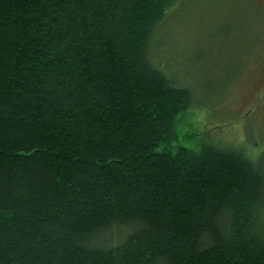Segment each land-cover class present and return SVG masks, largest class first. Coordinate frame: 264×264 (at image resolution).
<instances>
[{"label":"trees","instance_id":"trees-1","mask_svg":"<svg viewBox=\"0 0 264 264\" xmlns=\"http://www.w3.org/2000/svg\"><path fill=\"white\" fill-rule=\"evenodd\" d=\"M176 1L0 0V264H264V151L162 148Z\"/></svg>","mask_w":264,"mask_h":264},{"label":"rangeland","instance_id":"rangeland-1","mask_svg":"<svg viewBox=\"0 0 264 264\" xmlns=\"http://www.w3.org/2000/svg\"><path fill=\"white\" fill-rule=\"evenodd\" d=\"M176 2L162 37L169 68L180 84L195 83L199 103L208 88L212 94L204 107L179 116L177 141L162 148L201 152L211 142L238 145L250 138L264 151V0Z\"/></svg>","mask_w":264,"mask_h":264}]
</instances>
